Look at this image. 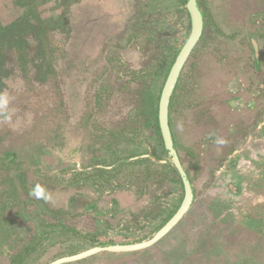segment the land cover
<instances>
[{"label": "rangeland", "instance_id": "1", "mask_svg": "<svg viewBox=\"0 0 264 264\" xmlns=\"http://www.w3.org/2000/svg\"><path fill=\"white\" fill-rule=\"evenodd\" d=\"M77 1L83 4L79 10L76 3L64 9L54 1L37 8L43 18L65 12L73 24L70 34H48L43 81L34 77L35 47L25 62L14 49H4L11 73L0 92V226L10 232L15 210L20 247L13 256L33 249L13 264H47L94 246L147 240L184 196L157 112H141L147 99L158 110L168 71L189 35L186 0ZM198 3L204 30L169 105L174 147L196 187L190 209L146 249L100 252L64 264H264V0ZM13 6L20 16L22 10ZM243 84L249 92L246 121L216 125L203 106L209 91ZM193 118L196 125L187 128ZM194 134L211 144L201 148L207 154L203 162L187 153V145L195 147L186 143ZM43 164L49 167L45 181L67 188L68 195L124 189L134 193L137 205L110 234L80 232L73 217L64 223L63 214L53 211L42 222L38 208L35 216L26 212L32 198L26 175L20 181L17 175L27 168L28 182L39 180Z\"/></svg>", "mask_w": 264, "mask_h": 264}, {"label": "crops", "instance_id": "2", "mask_svg": "<svg viewBox=\"0 0 264 264\" xmlns=\"http://www.w3.org/2000/svg\"><path fill=\"white\" fill-rule=\"evenodd\" d=\"M11 0H0V23L8 24L15 20L19 13L16 11ZM253 46V53L256 58H259V52L255 40L251 39ZM257 61L254 59V67L257 72L259 68L257 66ZM241 90V91H240ZM209 96L206 98V104H203L205 110L210 109V113L216 122V125L220 127L233 126L236 123H240L241 120L246 121V114L248 112L247 98L249 94L246 85L243 84L242 88L237 87H216L209 91ZM252 94H250L251 98ZM236 97L238 99H236ZM256 97V95H255ZM243 106L244 108L239 109ZM252 103L250 101V109H252ZM196 125V120L189 121L187 128ZM219 127V128H220ZM199 126H197V129ZM229 128V127H227ZM172 137L174 140V130L173 127L170 128ZM201 139V140H200ZM203 139V140H202ZM204 135H195L187 138V144L192 143L195 147L191 148L186 143L187 153L193 158L198 159L203 162V159L207 154H203L201 148L211 146L210 142L204 143ZM195 140H198L195 142ZM220 144L219 146H221ZM212 148V147H211ZM206 149V148H205ZM214 149H211L208 155H211ZM1 156V155H0ZM181 159V158H180ZM209 159V158H208ZM210 163V160L208 161ZM1 166V165H0ZM44 166V168L42 167ZM49 170L46 164L41 165L42 178L28 182L29 170L27 168H22L18 171L17 179L22 180L21 176L26 175V187H29L26 192L29 193L28 203L26 204V212L29 216H35L36 208L38 212H41V220H49L51 217V212H57L58 216L61 217L63 214V222L66 223L67 217H73L75 222L76 230L80 232H91L93 233L96 229L99 231H104L105 234H110L113 231V227L123 215L133 210V207L137 205L135 195L131 191L127 190H109V191H84L70 193L68 195V189L61 186L51 187L48 181H45L43 172ZM20 172V173H19ZM30 173V172H29ZM2 171L0 170V176ZM24 179V181H25ZM3 206V205H2ZM73 209V211L71 210ZM32 211V213H31ZM68 211H72L69 213ZM69 213V214H68ZM4 216L8 217L7 211H5ZM0 217L3 218L2 213ZM38 218V217H37ZM12 228L8 232L4 227L0 226V264H13L17 252L13 256L14 250L20 247V241L17 237L15 223L19 220V216L16 215L15 210L11 211ZM117 219V220H116ZM115 221V223H114ZM60 222V221H59ZM58 225L60 223H57ZM34 232V231H32ZM98 233V231H97ZM41 233H36L35 236H39ZM37 249V248H36Z\"/></svg>", "mask_w": 264, "mask_h": 264}, {"label": "water", "instance_id": "3", "mask_svg": "<svg viewBox=\"0 0 264 264\" xmlns=\"http://www.w3.org/2000/svg\"><path fill=\"white\" fill-rule=\"evenodd\" d=\"M185 7L190 18V32L168 71L160 92L157 110L158 125L164 148L167 155L171 158V163L176 169L184 189V196L180 206L170 219L147 240L129 244L94 246L72 255L56 258L47 264L69 263L100 252L121 253L146 249L162 239L190 209L196 195V187L192 184L180 162L178 153L174 147L173 137L169 125V105L176 83L186 60L200 40L204 30V16L198 0H186Z\"/></svg>", "mask_w": 264, "mask_h": 264}, {"label": "trees", "instance_id": "4", "mask_svg": "<svg viewBox=\"0 0 264 264\" xmlns=\"http://www.w3.org/2000/svg\"><path fill=\"white\" fill-rule=\"evenodd\" d=\"M48 1H54L56 5L64 9L76 3L79 10L80 5H83L79 4L77 0H13V4L22 10V14L8 24L0 23V92L7 88L6 80L11 73L10 68L6 65L5 48L14 49L19 62H25L28 53L33 51V47H35L36 51L31 58L32 65L36 70L34 77L37 81H43L45 77L44 70L46 69V65L43 66V63L47 59L46 53L49 48L48 34L53 32L70 34L72 32L73 24L65 15V12L55 18L40 16L37 10L38 6ZM35 57L39 59L35 60ZM144 101L145 111H142L141 114L145 112L146 115H150L153 111L157 112V103L152 105L150 100ZM172 102L173 96L170 100V106ZM31 251L33 249L26 248L24 255H16L14 260L21 261Z\"/></svg>", "mask_w": 264, "mask_h": 264}]
</instances>
